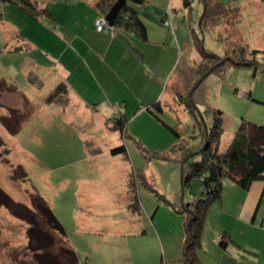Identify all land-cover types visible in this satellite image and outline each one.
I'll list each match as a JSON object with an SVG mask.
<instances>
[{
	"label": "rangeland",
	"instance_id": "obj_1",
	"mask_svg": "<svg viewBox=\"0 0 264 264\" xmlns=\"http://www.w3.org/2000/svg\"><path fill=\"white\" fill-rule=\"evenodd\" d=\"M36 1L44 9L37 16L12 2H0V189L27 205L32 204L30 193L37 189L67 226L81 259L78 264H146L145 258L153 260L158 253L157 264H182L189 217L183 205L202 192L196 177L191 187L183 186V166L188 173L193 157L183 165L177 149L181 144H200L201 140L193 138L202 135L199 120L187 105L190 103L208 127L213 124L215 109L224 112L221 151L228 148L242 119L264 125V0H223L227 8L238 11L220 9L205 21V0H195L191 9L184 8L182 0H146L140 14L155 50L149 60L139 58L138 64L127 56L110 61L108 42L103 39V44L96 33L97 19H106V14L95 0ZM106 21L103 33L114 31L115 24ZM126 34L131 39V33ZM95 44H103V51ZM126 44L133 48L132 42ZM201 48L223 61L229 55L231 61L226 58L215 70L208 65L207 74L201 77L198 68L205 62ZM253 49L262 52L253 54ZM241 57L243 63L237 64ZM214 59L210 64H217ZM141 71L152 79L139 81ZM70 72H75L71 76L73 92L95 114L85 113L76 103L67 104L66 99L47 101L49 86L65 80ZM92 76H98L100 83ZM145 78L153 92L166 91L162 121L147 108L139 109L138 97L127 98V94L133 95L132 89L137 95L142 93ZM179 93L184 96L180 101ZM125 100H129L126 107ZM116 109L129 118L127 155L93 151L112 145L114 134L106 123ZM89 150L92 158L87 157ZM138 168L141 177L135 184L134 202V176L128 180L127 172ZM82 176L87 178L84 188L90 197L83 205L92 210L81 216L94 230L85 233L78 231L76 222ZM256 185H262L261 193ZM223 186L231 212L217 215L220 225L205 226L198 255L205 264H264V180H255L253 190H246L226 177ZM104 205L115 207V221H135L147 231L127 237L117 233L118 223L105 220L101 228L97 214L104 212ZM138 205L148 207L149 214L146 210L140 214ZM236 205H255L256 219L251 223L255 228L242 219L230 222ZM151 216L160 236L151 226ZM207 220L214 221L213 212ZM223 225L230 227L235 238L226 250L211 244V236L220 227L225 229ZM26 229L24 222L0 206V264L30 258L23 248Z\"/></svg>",
	"mask_w": 264,
	"mask_h": 264
},
{
	"label": "trees",
	"instance_id": "obj_2",
	"mask_svg": "<svg viewBox=\"0 0 264 264\" xmlns=\"http://www.w3.org/2000/svg\"><path fill=\"white\" fill-rule=\"evenodd\" d=\"M1 1L12 2L36 16L44 11L43 7L39 6L36 0H0V2ZM182 1L184 8L191 9L195 0ZM202 1L204 2V0ZM145 2L146 0H95V5L103 14L107 15L111 8L119 3L121 8L114 22L115 26L125 25L127 22L125 26L137 28L141 32L142 37L147 39L146 24L141 19L138 10L133 7L134 5H142ZM205 3H207V6L203 19L204 21L208 17L217 14L220 9L232 12H234V10L238 11L235 7L230 6L227 8V4H225L223 0H205ZM2 15L0 10L1 20L3 17ZM162 21H165V17L162 18ZM20 46L18 45L16 48ZM13 47L14 46H11L10 49H13ZM252 52L253 54H259L262 51L253 49ZM228 56L226 58H229L228 60L231 61V57ZM202 57L205 62L208 60V63L205 66V62L203 61L199 66L198 74L201 77H205L207 74L208 65L210 66V70H215L217 66L226 61V58L223 61L218 55L210 51H205L204 49H202ZM214 58L217 59V64L212 65L210 63L212 60H215ZM241 59L242 60L237 64L243 63V57H241ZM254 70L257 71L258 69L254 68ZM67 95V84L65 82H60L48 95L47 101L52 103L60 99L65 100ZM178 95L180 97H178L177 100L180 101L184 96L182 93ZM168 98H170V95ZM163 101L164 98L162 100L157 99L146 104L145 108L161 120L160 115L163 111ZM187 106L190 112L199 120L203 137L200 135L198 138V135H195L193 138L194 141L201 140L200 144H198V142L184 145L180 143L181 147L177 149L181 154L183 165L193 159L188 173H186L187 171L184 170L183 166V186L191 187L192 179L196 177L200 179L202 192L197 195L192 202L183 205V210L189 213V217L185 221L183 264H203L198 255V250L201 246V236L207 225V214L211 210V207L213 205H222V201L225 198V195H223V180L228 177L246 190L250 189L255 180H264V125H258L257 123L242 119L230 140L228 148L221 151V137L225 132L224 112L221 109H215L213 124L211 127H208L206 122L196 113V110L191 107L190 103H188ZM123 113L122 110L117 112L112 115L106 123L109 129L118 132L123 139L120 145L111 148L110 152L112 155H127L128 152L125 139L128 135L127 125L129 118ZM6 120L7 119H5V121ZM163 123L171 128L177 137L180 138V133L175 130V128L164 121ZM139 169L140 168L136 170L133 169L129 174V178L134 176L132 179L133 186H131L134 202L137 199L135 184L140 181L141 177ZM30 199L32 204L27 205L16 201L13 197L0 189V206L5 207L10 214L27 225L26 244L23 245V248L24 250L26 249L30 258L18 264L80 263L81 259L78 252L69 242L67 228L57 216L53 207L47 203L37 189L30 193ZM261 225L264 227V220H261ZM228 235L230 236L226 229L221 231V236H224L219 239L221 245H226V237H228Z\"/></svg>",
	"mask_w": 264,
	"mask_h": 264
},
{
	"label": "crops",
	"instance_id": "obj_3",
	"mask_svg": "<svg viewBox=\"0 0 264 264\" xmlns=\"http://www.w3.org/2000/svg\"><path fill=\"white\" fill-rule=\"evenodd\" d=\"M133 7H138V8H136L137 10H138V13H139V15H140V17H141V14H140V9H141V7H142V5H134ZM95 17H99V16H95ZM141 19L144 21V23L147 25V23H146V21L144 20V18L143 17H141ZM147 28H148V25L146 26ZM114 28V31L113 30H110L109 29V31H107V32H105V33H103L104 31H98V30H96V33H98V37L103 41V39H105L107 42H108V44L106 45V47L108 48V50L110 51V56H109V59H110V61L112 60V61H117V60H119V59H124V58H130V59H132V60H134V61H136V63L138 64V62H140L139 60L140 59H142V61L141 62H144L145 60H149L150 58H149V56H153L152 54H153V51L155 50V47H151L150 46V44H151V42L149 41V35H148V33H149V31H147V39H144L143 37H142V35H141V32L137 29V28H135V27H123V25H116V28L115 27H113ZM131 31V32H130ZM133 31V32H132ZM115 33H117V35H115ZM126 33H131V39L127 36V34ZM100 34V35H99ZM137 36L139 37V39L137 38ZM120 38V39H119ZM122 38L124 39V41H122ZM109 40V41H108ZM132 42L134 45H133V48L131 49L126 43L127 42ZM138 41H141V45L138 43ZM103 44H104V41H103ZM103 44H95L97 47H99L100 45H101V47L100 48H98L99 49V51H103ZM156 46H158V44L156 45ZM134 52V53H133ZM136 54V55H135ZM125 56V57H124ZM127 56V57H126ZM108 58V57H107ZM140 58V59H139ZM138 69H140L139 67H138ZM64 71H66L65 69H64ZM115 73L116 72H118L119 70L117 69V68H115ZM75 72H70V76L69 75H66L65 74V76H66V79L65 80H62V81H60V82H65L66 84H67V87H68V95L65 97V99H67V100H69L68 102H66L67 104L68 103H71V102H73V103H76V104H78L79 106H80V108L85 112V113H87V114H95L94 112H91L90 110H88V108H86V103L76 94V93H74L73 91H75L74 89H75V84H74V82H73V80L71 79V76L74 74ZM114 72H113V70H112V72H111V74H113ZM117 76H119V74H117ZM93 77V76H92ZM143 77H147V78H149V79H152V77H150L148 74H146L144 71H141V73H140V76H139V81L143 78ZM94 78V80H96V81H98L99 83H100V81H99V79H98V76H97V78H95V77H93ZM147 78H145V85H144V90L142 91V93H140V94H135L134 93V89H132V91H133V95H129V94H127V98H129L130 96H135V97H138L139 99H141L140 100V102H141V106L139 107V109H141V107H143V108H145V105L146 104H148V103H151V102H153V101H155V100H157V99H163L165 96H166V91L164 90V92H163V90H159V91H157V92H153L152 91V89H151V87H150V85H149V81H146L147 80ZM60 82H58L56 85H52L51 84V86H49V88L48 89H51V92L56 88V86L60 83ZM53 86V87H52ZM170 87V86H169ZM50 92V93H51ZM49 93V94H50ZM170 94H169V92H168V96H169ZM125 96H126V93H125ZM126 101V100H125ZM128 103H129V100H127L126 101V104L124 105L125 107L126 106H128ZM119 111H121L120 109H116L115 111H114V113H113V115L114 114H116L117 112H119ZM109 118H110V116H108ZM106 120V119H105ZM107 128H108V126H107ZM109 129V128H108ZM111 132H112V134H114L113 135V137H112V140L113 141H111V143H112V145H110V147H108L107 148V150L104 148V150H103V148H101V147H98V149H94L93 151H96V152H108V154L110 155V156H118V155H124V154H117V155H112L111 154V152H110V150H111V148L112 147H114V146H116V145H120L121 144V142L123 141V139L120 137V134L118 133V132H116V131H114V130H110ZM91 154H93L92 153V150H89L88 151V155H87V157L88 158H92V156H91ZM101 167L103 168V169H105L104 167H103V165L101 164ZM100 167V168H101ZM110 167V166H109ZM125 169L127 170V168L125 167ZM108 171H110V169H108ZM125 171V170H124ZM129 174H130V170H129V172H127V179L129 180ZM125 175V174H124ZM126 176V175H125ZM83 177V176H82ZM82 180H80L79 181V183H80V186L78 187L79 188V191H77V194L79 195L78 196V203H79V205H78V210H77V212H76V215H77V227H79L80 229L78 230V231H82L83 233H85L84 231H86V232H93L94 230H93V228H92V224L90 223V222H86L84 219H83V217L81 216V214L82 213H84L85 211L86 212H91V210L92 209H88V208H86L88 205H83V204H85V203H87V202H90V197H89V195H88V193H85V188H84V179H87V178H85V177H83V178H81ZM259 184V183H258ZM252 187V186H251ZM251 187H250V189H251ZM257 187V188H256ZM256 189L257 190H259V192L261 193V188H262V185H256ZM254 188V187H253ZM253 188L251 189V190H253ZM249 189V190H250ZM78 190V189H77ZM259 192H258V194H259ZM263 192H264V189H263ZM262 192V193H263ZM81 193V194H80ZM253 193H254V195H256V193L257 192H254L253 191ZM223 203H222V205H213L212 207H211V210L208 212V216L209 215H211L212 214V212H213V216H214V221L213 222H208V220H207V225L208 224H211V223H213V224H215V225H220L219 223H218V220H216V218H217V215L218 214H223V213H228V214H230V212H231V210L229 209L230 207H232V205H227L226 204V197L223 199V201H222ZM52 206V205H51ZM107 206L108 205H104V212H101V214H97V217H98V219H99V221H98V223H99V225H100V227L102 228L103 226H104V224L102 223V220H105L108 224H113V223H118V226H117V229H118V234H121V235H125V236H127V237H131L132 235H135V236H139V235H142L143 233H145L147 230L146 229H143L142 227V230H141V228H139L140 227V224H137L135 221H127V220H118V221H115L114 220V213H115V210H114V206H110V207H108L107 208ZM128 206H130V205H128ZM53 207V206H52ZM99 207V206H98ZM214 207H215V209H214ZM254 207H255V205H236V207H235V209H234V211H233V213H235V216L230 220V222H232L233 220H235V221H237V222H240L241 220L240 219H242V220H245V221H247V223L249 224V226H250V228H255L256 226L254 225H251V223H255V212H254ZM100 208H103L102 207V205L100 206ZM137 208H138V212L140 213V214H143L142 212H143V210H146L147 211V214H149V209H148V207H146L145 205H143V206H140L139 207V205L137 206ZM53 209H54V207H53ZM97 209V208H96ZM93 210H95L94 208H93ZM127 210L129 211V208H127ZM134 210H136L137 211V209H134ZM254 213V214H253ZM152 214V213H151ZM208 216H207V218H208ZM240 216V217H239ZM237 217V218H236ZM94 219V217L92 216L91 217V219ZM151 221L152 222H154L155 220H154V218H153V216H151ZM239 218V219H238ZM61 220V219H60ZM94 220H96V219H94ZM223 221H225V220H223ZM226 222V221H225ZM230 222H227V223H230ZM63 224L65 225V223L63 222ZM152 227L153 226H155L156 227V229H157V232H158V235L160 236V230L158 229V225L154 222V225H151ZM65 227L67 228V226L65 225ZM151 227V228H152ZM223 227L226 229V231L230 234V236L228 235V237H226L227 238V243H226V245L225 246H223V245H221L220 243H219V239H220V237H224V236H221V231H223V228L222 227H220V229L216 232V233H214L212 236H211V244H214L215 246H217V244L221 247V248H223L224 250H226V248H228V246H229V244H230V241H233L234 242V240H235V238H234V236L232 235L233 234V232H231V229H230V227L229 228H226V226L225 225H223ZM116 229V230H117ZM67 231H68V229H67ZM68 234H69V232H68ZM203 235H204V230H203V232H202V236H201V246H200V248L199 249H201L202 248V241H203ZM220 236V237H219ZM101 239H103V238H101ZM231 239V240H230ZM184 241H185V236H184V240H183V243H184ZM69 242H70V244H71V246H73V244H72V240H71V238H70V236H69ZM100 242V241H99ZM98 242V243H99ZM235 243V242H234ZM137 246V245H136ZM74 247V246H73ZM131 250H132V248L133 247H131V246H128ZM75 248V247H74ZM76 249V248H75ZM208 249H209V247H208ZM216 250H218V249H216ZM116 251V250H115ZM121 251H123V249L121 250ZM210 251V250H209ZM166 255H164V257H165ZM199 258L202 260V262H203V264H205L204 263V259L202 258V257H200L199 256ZM146 260L145 261H147L146 262V264H149L150 262L152 263V264H157L158 263V260H159V253H158V255H157V257H155V259H149V258H145ZM150 261V262H149ZM160 264V263H159ZM183 264V263H182Z\"/></svg>",
	"mask_w": 264,
	"mask_h": 264
},
{
	"label": "water",
	"instance_id": "obj_4",
	"mask_svg": "<svg viewBox=\"0 0 264 264\" xmlns=\"http://www.w3.org/2000/svg\"><path fill=\"white\" fill-rule=\"evenodd\" d=\"M120 8V4L117 3L113 8H111V10L106 15V19L109 21L110 25H114V22L119 15Z\"/></svg>",
	"mask_w": 264,
	"mask_h": 264
},
{
	"label": "built area",
	"instance_id": "obj_5",
	"mask_svg": "<svg viewBox=\"0 0 264 264\" xmlns=\"http://www.w3.org/2000/svg\"><path fill=\"white\" fill-rule=\"evenodd\" d=\"M106 22L107 21L104 18L100 17V18L97 19V28H98L99 31H103V30L107 29ZM111 29H114V28L112 27Z\"/></svg>",
	"mask_w": 264,
	"mask_h": 264
}]
</instances>
